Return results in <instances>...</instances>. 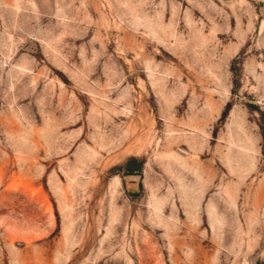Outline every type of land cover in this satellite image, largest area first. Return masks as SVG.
<instances>
[{"label":"rangeland","instance_id":"374dc122","mask_svg":"<svg viewBox=\"0 0 264 264\" xmlns=\"http://www.w3.org/2000/svg\"><path fill=\"white\" fill-rule=\"evenodd\" d=\"M0 264H264V0H0Z\"/></svg>","mask_w":264,"mask_h":264}]
</instances>
